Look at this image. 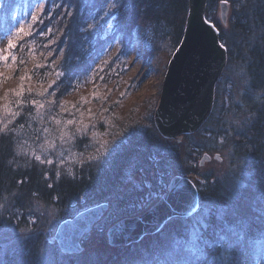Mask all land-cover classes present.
Returning a JSON list of instances; mask_svg holds the SVG:
<instances>
[{
	"label": "trees",
	"instance_id": "trees-1",
	"mask_svg": "<svg viewBox=\"0 0 264 264\" xmlns=\"http://www.w3.org/2000/svg\"><path fill=\"white\" fill-rule=\"evenodd\" d=\"M22 1L0 0V10L6 8L7 14H12L13 7ZM225 1L232 7L231 32L225 31L217 20V0H208L206 17L220 29L228 61L241 62L246 72L247 87L241 103L235 107L237 115L230 121L231 126L225 121L222 129L215 133L217 137L223 133L231 138L229 141L234 145V165L237 169L213 182L211 177H207L205 187L195 181L202 207L192 217L172 218L163 227H169V230H165L164 237L159 236L157 250L164 247L165 251L167 241L170 242L172 237L186 238L190 229L188 223L200 215L204 201L210 202L203 226L198 231L200 249L196 253L182 249L165 257H135L124 250L104 264H264V0ZM11 2L14 3L10 5ZM39 2L45 3L44 9L33 23V33L27 38L35 45L49 43L44 46L46 52H51L58 60L57 66L63 69L55 102L68 94L74 79L87 75V66L84 67L94 61L93 55L97 53L96 50L89 55L90 46L96 43L99 48L104 41L118 39L122 47L130 49L136 42V30H148L150 27L155 36H171L174 52L182 40L188 12V0ZM108 4L114 8L109 15ZM109 24L110 37L101 39ZM153 50L154 46L151 51L145 49V54L153 57ZM47 67L43 66V71ZM30 99L27 95L24 100ZM215 103L206 121L210 125L217 114L220 113L217 117L219 121L226 120L229 115V107L219 112L218 99ZM57 108L50 115L52 121L59 116ZM28 111L26 106L16 117L13 116L14 125L18 121L22 124ZM11 131L0 133V202H5L3 209L6 210L0 213V218L6 225H13L18 214L31 212L37 204L53 206L62 221L91 205L107 201L110 208L104 223L109 226L123 217L137 214L138 198L148 190L131 188L123 191L130 170L152 175V186L157 191L160 186L155 178L159 170L166 176L174 155L170 148L160 145L161 139L152 121L150 127L143 129L128 127L120 139H116L115 145L99 159L88 160L80 167L76 166L75 171H63L58 175L52 169L46 171L36 161L18 155L19 139ZM115 135L116 132L112 136ZM86 139L81 138L76 144ZM170 179L165 178L164 183L168 185ZM44 238L43 234L30 233L20 249L4 254L0 264H45L39 250Z\"/></svg>",
	"mask_w": 264,
	"mask_h": 264
},
{
	"label": "rangeland",
	"instance_id": "rangeland-1",
	"mask_svg": "<svg viewBox=\"0 0 264 264\" xmlns=\"http://www.w3.org/2000/svg\"><path fill=\"white\" fill-rule=\"evenodd\" d=\"M23 1L16 6L14 4L12 14H7L6 8L4 11L0 10V26L4 24L0 27V56L7 57L6 60L0 59V127L6 125L7 130H13L11 132L19 139L18 155H24L44 166L46 171L52 169L59 175L63 171V173L75 171L76 166L80 167L88 160H97L89 159L90 156L100 158L106 154L128 127L143 129L152 125L163 79L173 52L170 35L155 36L149 27L148 30H136V42L130 49L122 47L118 39L104 41L99 48L96 43L93 44L88 48L89 55L96 50L97 53L93 55L94 61L84 67L87 66V75L74 79L68 94L59 102H55L59 93L58 81L63 69L57 66V58L51 52H46L44 46L49 43H45L44 46L35 45L27 38L33 33V23L40 17L45 3L39 0ZM222 1L224 0H217L216 17L222 28L231 32L232 7L228 3L227 22L223 23L220 11ZM107 10L109 15L114 8L108 4ZM34 15L37 17L35 20ZM21 28L24 30L22 33L19 31ZM110 29L111 24L106 27L105 35L101 39L110 37ZM10 40L14 45L12 48L8 47ZM153 46L154 55L149 57L145 54V49L151 51ZM46 65L49 68L43 71L42 67ZM22 76L25 79L21 80ZM246 87L243 64L239 61H228L217 82L215 92L219 112L226 111L225 107H229L226 120L219 121L217 118L219 113L211 125L207 122L197 132L182 136L179 141L165 139L158 133L160 145L165 149L170 148L174 155L170 159V168L166 176L159 170V175L155 178L158 187L160 186L157 191L152 186L154 181L152 175L150 177L145 172L136 173L130 170L128 183L123 191L131 188L140 191L148 189L140 194L136 213L149 208L166 190L165 178L185 175L198 181L201 187H205L207 177H211L213 182L215 179H222L232 169H237L236 164L234 165L236 152L234 145L229 141L231 138L228 139L223 133L217 137L215 133L219 132L226 122L231 126L230 121L237 115L235 107L241 103ZM16 92H20L21 95L17 96ZM41 92L43 95H40ZM27 95L31 98L28 101L24 100ZM33 100L44 104V107L32 105ZM26 106L29 111L24 117L25 120L22 124L18 121L14 125L13 113H19ZM56 106L59 109L57 112L59 116L52 121L50 115L54 113ZM57 120L60 123L57 124ZM69 120L73 123L68 124ZM235 125L237 126V123ZM230 126L228 128H231ZM43 129L48 131L45 132ZM114 132L115 137L112 136ZM84 137H87L85 142L76 144ZM105 143L107 147H102ZM206 153L212 159L200 165L199 162ZM34 154L41 156L44 162L37 161ZM215 154H219L221 160L215 159ZM209 203L204 201L200 215L187 222L190 229L186 232V238L172 237L170 242L167 241V247L165 244V251L164 247L157 250L160 246L159 236L164 237L165 230H169V227L163 229L164 226L163 230H160V235L157 233L147 235L138 242L126 245L128 249H125V246H111L106 232L108 225L104 223L107 212L92 232L83 237L82 250L74 254L61 252L56 242L49 243L61 220L53 206L37 204L31 212L18 214L13 225H6L0 218V261L7 252L20 249L21 243L30 233L45 236L39 249L45 264H104L110 258L119 256L124 250L135 257L152 255L165 257L182 249L196 253L200 249L198 231L203 226ZM4 206L5 202L1 201V214L6 211L3 209ZM194 257L196 259V256Z\"/></svg>",
	"mask_w": 264,
	"mask_h": 264
},
{
	"label": "water",
	"instance_id": "water-1",
	"mask_svg": "<svg viewBox=\"0 0 264 264\" xmlns=\"http://www.w3.org/2000/svg\"><path fill=\"white\" fill-rule=\"evenodd\" d=\"M207 4L208 0H188L183 37L167 66L153 117L158 133L165 139L179 141L182 136L194 134L206 123L214 108L216 85L228 62V52L220 39V29L206 17ZM228 10V2L222 1L223 23L227 22ZM214 158L221 160L219 154ZM211 159L206 153L199 163L203 165ZM200 207L195 180L174 175L149 208L108 227V242L113 247L138 242L159 232L172 218L192 217ZM109 208L108 202H101L62 220L50 242H56L63 253L80 252L83 237L93 230Z\"/></svg>",
	"mask_w": 264,
	"mask_h": 264
},
{
	"label": "snow or ice",
	"instance_id": "snow-or-ice-1",
	"mask_svg": "<svg viewBox=\"0 0 264 264\" xmlns=\"http://www.w3.org/2000/svg\"><path fill=\"white\" fill-rule=\"evenodd\" d=\"M35 19H37V17L34 15V16H33V20H35ZM19 31L22 33L24 30L21 28ZM222 46H223V45H222ZM8 47H9V48L14 47V45L12 44V41H11V40H10L9 43H8ZM0 59L6 60L7 57L0 56ZM13 59H15V57H13ZM20 79L23 80V79H25V77L22 76ZM15 94H16L17 96H20V95H21L20 92H16ZM40 95H43V92H41ZM19 102H20V101H17V103H19ZM31 103H32V105L38 106L39 108H43V107H44V104L39 103L38 101H35V100L31 101ZM15 115H18V113H13V116H15ZM56 123L58 124V123H60V122L57 120ZM67 123H68V124H72L73 121L69 120ZM21 127H23V126H21ZM6 130H7V126H6V125L3 126V127H0V133H3V132L6 131ZM43 131L47 132L48 129H43ZM102 147H107V143H105V145H102ZM98 151H99V150H98ZM34 158H35L37 161L44 162V161L41 160V156H39V155H35V154H34ZM89 159H99V156H95V155H94V156H90ZM47 162H48V163H52L51 161H47ZM49 187H51V185H49Z\"/></svg>",
	"mask_w": 264,
	"mask_h": 264
},
{
	"label": "bare ground",
	"instance_id": "bare-ground-1",
	"mask_svg": "<svg viewBox=\"0 0 264 264\" xmlns=\"http://www.w3.org/2000/svg\"><path fill=\"white\" fill-rule=\"evenodd\" d=\"M224 1H225V0H224ZM106 202H107V201H106ZM108 203H109V202H108ZM77 213H78V212H77ZM137 214H138V213H137ZM134 215H135V214H134ZM132 216H133V215H132ZM177 218H178V217H177ZM101 220H102V219H101ZM101 220H100V221H101ZM100 221H99V222H100ZM99 222H98V223H99ZM109 226H110V225H109ZM109 226H108V227H109ZM94 227H95V226H94ZM93 229H94V228H93ZM107 229H108V228H107ZM56 230H57V229H56ZM91 232H92V231H91ZM106 232H107V231H106ZM55 233H56V232H55ZM54 235H55V234H54ZM86 235H87V234H86ZM86 235H85V236H86ZM131 244H132V243H131ZM121 246H124V245H121ZM125 246H126V245H125ZM117 247H118V246H117Z\"/></svg>",
	"mask_w": 264,
	"mask_h": 264
}]
</instances>
